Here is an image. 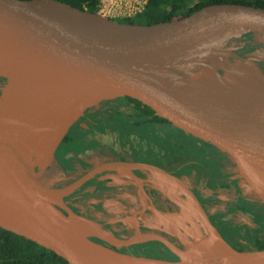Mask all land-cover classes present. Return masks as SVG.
Here are the masks:
<instances>
[{
	"label": "water",
	"instance_id": "water-1",
	"mask_svg": "<svg viewBox=\"0 0 264 264\" xmlns=\"http://www.w3.org/2000/svg\"><path fill=\"white\" fill-rule=\"evenodd\" d=\"M228 34H249L264 41V7L214 3L186 16L144 25L116 22L59 0H0V69L30 78L38 85L94 95L62 127L9 131L0 127V228L47 249L66 264H194L188 262L192 258L203 264H264V249L237 250L230 246L189 185L180 182L182 178L177 182L156 166L157 174L171 176L173 186L186 192V201L215 229L220 243L182 246L152 222L151 228L140 230L137 225L127 236L116 237L101 222L75 213L64 201L102 170L149 171L152 165L104 164L61 187L51 186L62 174L54 157L62 137L86 109L110 100L183 145L198 149L202 156L227 166L241 178L242 194L264 205V191L259 195L252 187H264V77L241 79L222 92L196 101L178 103L172 99L171 83L185 80L189 68L219 62V56L241 57L234 49L197 53L191 45L201 38ZM239 120L248 122L253 139L236 131ZM27 137L55 140L51 158L59 177L55 178L44 163L39 173L41 178L53 177L48 184L40 182L37 169L28 165L26 147L14 143ZM154 187L164 196L165 191L177 188H161L159 183ZM37 199L60 211L72 226L79 224L82 232L66 237L51 235L43 225ZM171 203L175 206L172 211L151 207L152 219L164 213L175 217L178 206ZM145 217L142 214L140 220ZM115 220L120 221V217L110 215L107 222L113 224L110 222ZM146 242L161 244L175 258L127 249Z\"/></svg>",
	"mask_w": 264,
	"mask_h": 264
},
{
	"label": "flooded vegetation",
	"instance_id": "flooded-vegetation-1",
	"mask_svg": "<svg viewBox=\"0 0 264 264\" xmlns=\"http://www.w3.org/2000/svg\"><path fill=\"white\" fill-rule=\"evenodd\" d=\"M187 145L142 121L117 102L103 100L86 109L69 127L56 147L54 157L62 174L53 187L68 184L104 164H145L152 165L149 171L142 168H108L95 173L72 194L64 197V201L72 211L88 218L95 219V215L99 214L100 222L104 226L109 224L104 217L110 218V215L103 203L110 202L111 199L118 201L124 211L129 210L127 214L132 211L150 214L152 208L158 210L154 198V191L158 190L150 183V177H153L161 188L169 185L176 187L159 174H155L153 166H156L176 179H185L191 193L211 221H216V216L222 215V219L240 225L239 215L249 216L253 220L257 214L264 216V205L242 194L234 172L227 166L202 156L198 149ZM41 182L48 184L44 180ZM164 184L167 185L163 186ZM181 193L182 197L183 192ZM160 194L171 201L175 198L168 191L164 192L167 197L163 193ZM181 197L175 202L178 209ZM110 226L117 237L122 238L130 233L121 223H113ZM140 229L146 228L140 225ZM139 245H132L127 249L145 250V247ZM160 247L166 252L165 257L175 258L161 244Z\"/></svg>",
	"mask_w": 264,
	"mask_h": 264
},
{
	"label": "bare ground",
	"instance_id": "bare-ground-1",
	"mask_svg": "<svg viewBox=\"0 0 264 264\" xmlns=\"http://www.w3.org/2000/svg\"><path fill=\"white\" fill-rule=\"evenodd\" d=\"M115 1L117 2L119 0ZM122 1L125 2L126 6L118 9L116 12L121 10L120 13L127 12L129 14L110 16L111 13L108 8L102 7L104 4L103 0H100V6L97 14L114 21L116 20L112 17L119 19L132 18L137 13L142 12L147 2V0ZM252 40L253 38L250 37L249 34H228L206 37L193 41L191 45L197 53H206L209 51H227L234 49V51L241 57L226 59L223 56H219L217 58L219 62H210L189 68L190 70L188 71L189 73L187 74L185 80H174L170 85V89L173 92V101L178 103L191 102L211 97L243 79L240 76L242 72H244L246 78H249L252 69L247 66L260 65L259 61L253 57L245 55V52H242L244 48H248V46L252 44ZM0 77H5L7 79V85L2 89L0 94V127L6 131L13 130L15 128L31 129L62 127L74 112L78 111V109H80L84 103H87L94 97V95L91 94H82L80 92H74L71 90H59L52 87L38 85L30 78L17 77L13 74L7 73L2 69H0ZM257 77L264 76L259 72ZM235 129L242 137L248 140L254 138V135H252V130L250 129L247 121L239 120ZM42 138L46 137H27L14 142L18 147L25 146V152L28 153L29 156L31 154L30 158L28 155L26 156V160L30 167L33 169L35 168V171L37 169V178H41L42 176L39 174L41 172L39 170V166L42 165V160L40 161V159L42 158H37L36 152L31 147V142L35 139ZM54 144L55 140L51 144L50 148L53 149ZM51 151L48 155H45L47 158H49V160L51 158ZM153 170L155 169L153 168ZM159 176H163L161 172ZM167 179L168 183L175 185L174 180H171L170 177H167ZM39 180L41 182L42 179ZM252 187H254L256 193L259 195L264 191V187L262 185H253ZM179 189L182 191L180 187ZM183 194L186 195V192L184 191ZM178 204H180V206L185 205V203ZM37 205L41 212L43 225L49 229L51 235L56 237H66L74 233L82 232V228L79 224L74 223V226H72L68 218L63 216L60 211L55 209L53 206L47 205L45 202L39 199H37ZM186 205L187 207L188 205L191 207L190 203H187ZM191 211L193 212V215L198 218L196 219L197 221L202 219V227L205 235L203 237H199L197 235V237L189 242L184 240L183 244L220 243V238L215 229L206 221L204 216L196 209L195 206ZM130 220L132 225L135 224V220L133 221V218ZM160 226L161 228L163 227L162 224ZM101 232L103 235L108 237L107 232H105L103 229ZM180 239L181 238H179V240ZM188 262L194 264L204 263L197 258L189 259Z\"/></svg>",
	"mask_w": 264,
	"mask_h": 264
},
{
	"label": "trees",
	"instance_id": "trees-1",
	"mask_svg": "<svg viewBox=\"0 0 264 264\" xmlns=\"http://www.w3.org/2000/svg\"><path fill=\"white\" fill-rule=\"evenodd\" d=\"M59 1L94 13L98 12L100 6V0ZM226 2L264 7V0H147L142 12L137 13L132 18L116 21L120 23L153 24L186 16L205 5ZM154 193L158 210L172 211L175 208L169 200L161 196L159 191H154ZM94 218V220L99 221L96 217ZM210 222L217 229L221 237L233 248L237 250L264 249L263 215L257 214L255 216L254 223L256 226L254 228L235 224L228 219L224 220L222 219V215L216 216V221L210 220ZM105 227L115 236L110 224H107ZM156 245L160 244L148 242L139 246L145 247L146 252L150 254L163 256L164 253L161 250H156ZM0 264H66V262L32 241L0 228Z\"/></svg>",
	"mask_w": 264,
	"mask_h": 264
},
{
	"label": "rangeland",
	"instance_id": "rangeland-1",
	"mask_svg": "<svg viewBox=\"0 0 264 264\" xmlns=\"http://www.w3.org/2000/svg\"><path fill=\"white\" fill-rule=\"evenodd\" d=\"M112 18H114L115 20H121V19L115 18V17H112ZM250 37L253 38L252 44L249 45L248 48H244L242 50V52H245V55L253 57L254 59L259 61V63H260L259 66H247V67L252 69L251 70L252 72L250 73V77H254V76L256 77L259 72L264 76V74H263V72H264V65H263V63H264V41L261 40V39H258L256 37H253L251 35H250ZM240 76L243 79L246 78L245 75H244V72H242L240 74ZM0 82H2L1 85H0V91H2V89L7 85V79L5 77H0ZM51 139L52 138H50V137H46V138H42V139H35L34 141L31 142V147L36 152L37 158L38 159L42 158V159H40V161L42 160L41 161L42 164L44 163V164L48 165V167H50L51 170L53 171V174H54L55 178H57V177H59V175H58L59 171H57L55 169L56 166L52 162V158H50V160H49V158H47L45 156V155H48L49 152L52 149V148H50V146L54 142V139H52V140ZM40 161H38V162H40ZM41 166L42 165L39 166V170L43 171V168H41ZM162 175H163L162 178H165L164 180H166L168 182L167 176H164L163 173H162ZM52 178L53 177H51V176H49V178H48L47 176L44 175L41 179L44 180L45 182L49 183V181L51 182ZM150 178H151L150 183L153 186L154 185L157 186L158 182L154 181L153 177H150ZM235 178H237V182L241 181V178L236 177V174H235ZM60 179H61V175H60ZM57 181H59V179L56 180L55 182H53L51 186L56 184ZM181 181H183L186 184H188L185 179H181ZM139 186H140V184H139ZM182 192H184V191H182ZM169 194L172 197H175L174 200L172 201L173 203L177 202L179 200V198L181 197V192L177 188H174V189L170 190ZM184 195L185 194H183V196L181 197L180 203H185V205L184 206H180L182 208L179 207L178 212H176L177 214H175V217L174 216L172 217V216L165 215L166 213H164V214H157L152 219V217H151L152 215L145 213L144 215H146L147 217H145L143 220H140V217L142 215L141 213L139 214V212L132 211V213L127 214L129 212V210L128 211H126V210L124 211V209L120 208V206H121L120 203L118 201L113 200V199H111L110 202L109 201H105L103 203V206H104L105 209H107L109 211V215H111L113 217H120V221L119 220H115L117 222H110V223H121L123 226H125L126 228L129 229V232H132V230L134 228H136L137 225H138L139 229H140V225L143 228H147V229L151 228V222H152V226L153 227H155L156 229H159V230L162 229L161 230L162 232H164V233L170 235L171 237L175 238L180 245L184 246V244H183L184 240L189 242V241L193 240L195 237H197V235L199 237H203L205 235V232H204L203 227H202V225H203L202 219L199 220L201 224L199 223V221L196 220L198 218L196 216H194L193 212L191 211V210H193L194 205H192L190 202L186 201L187 200V196L185 195L186 196L185 197ZM248 197H250V196L248 195ZM143 200H145L144 196L142 197V203L144 205L145 203H144ZM187 203H190L191 207L189 205L187 207V205H186ZM175 205L177 206V203H175ZM119 209H120V211H119ZM111 211H113V213H110ZM116 215H118V216H116ZM95 217H96V219H99V222H100L99 214H96ZM132 218H133V221L135 220L134 221L135 224H133V225L130 223L131 222L130 219H132ZM251 219H250L249 216L247 217L246 215L245 216L244 215H239L238 222L240 221L239 222L240 224H242L244 226L246 225L248 227L254 228L256 226V224L254 223V220L252 219L253 220L252 221ZM104 220L107 221L108 217H104ZM161 224L163 226L162 228L160 226ZM173 225H174V228H173ZM132 227H134V228H132ZM153 227H152V229H155ZM104 231L107 232L106 230H104ZM192 232H193L194 236H193ZM179 238H181V239L179 240ZM146 243H148V242H146ZM156 250L157 251L161 250L164 254H166V252L161 249L160 245H158L156 247ZM139 251L146 252V250H144V249L139 250Z\"/></svg>",
	"mask_w": 264,
	"mask_h": 264
},
{
	"label": "built area",
	"instance_id": "built-area-1",
	"mask_svg": "<svg viewBox=\"0 0 264 264\" xmlns=\"http://www.w3.org/2000/svg\"><path fill=\"white\" fill-rule=\"evenodd\" d=\"M104 4L102 5V7L104 8H108V10L110 11L111 15L110 16H118L121 14H129V13H120L116 12L118 9L123 8L126 6L125 2L122 0L119 1H115V0H103Z\"/></svg>",
	"mask_w": 264,
	"mask_h": 264
}]
</instances>
